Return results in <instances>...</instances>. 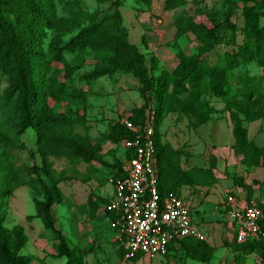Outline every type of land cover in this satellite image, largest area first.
Listing matches in <instances>:
<instances>
[{"label":"trees","instance_id":"trees-1","mask_svg":"<svg viewBox=\"0 0 264 264\" xmlns=\"http://www.w3.org/2000/svg\"><path fill=\"white\" fill-rule=\"evenodd\" d=\"M96 1L99 5L112 4L108 11L98 9L92 13L71 8L69 16L59 17L53 0H0V73L9 81V87L0 97V148L26 150L23 138L32 130L36 133L43 162L42 167L27 169L29 176L26 177L13 166H3L0 160V264H30L21 255L28 239L24 229L5 227L6 200L21 186H28L43 197L34 200L36 216L60 242L56 248L58 256L65 258L66 264H84L83 254L78 255L55 226L53 210L62 199L57 186L66 178L56 177L51 158L68 157L86 164L97 161L104 141L122 144L137 137L125 120L141 133L148 125L153 128L162 199L181 195L184 187L210 188L218 183L216 155L209 156V167L184 169L183 151L162 140V127L169 114L194 119L196 126L210 121L215 109L204 101L207 94L221 100L223 111L229 113L234 123L233 148L240 151V162L246 171L264 168V146H258L249 138L245 126V123L264 118V22L261 23L257 15L252 12L248 15L250 23L246 27L244 43L225 52L215 64L207 57L219 41L213 21L198 22L193 17L181 16L174 24L175 43L191 34L200 42V48L196 54L178 50V65L170 72L160 68L157 56L148 60L139 47L130 42L119 0ZM134 1L150 5L154 0ZM183 2L165 0V10L171 11ZM50 31L53 37L47 43ZM67 55L72 57V65L66 59ZM89 59L95 62V67L85 75L88 82L113 78L119 73L132 75L139 81L143 99V104L132 109L127 119L112 125L109 133L98 140L80 132L81 128H86L85 115L71 110L56 113L52 104L63 96H86L65 83H58L53 67L63 64L71 76ZM250 66L261 69L263 76L252 75ZM234 80L236 87L232 86ZM132 154L127 151L125 157L130 158ZM110 167L112 177L122 175V161L117 160ZM257 184L264 188V180L261 183L254 181V185ZM234 185L248 192L250 203L254 197L253 185H248L244 177L235 178ZM89 205L91 213L96 215L100 205L92 199ZM261 206L260 226L264 233V204ZM224 245L232 249L237 264L252 254H261L264 258L263 235L244 244L234 238L232 242L225 241ZM181 249L187 258L204 264H210L217 251L206 241L193 238L182 240ZM120 253L123 258L125 251ZM139 259L140 255L136 261Z\"/></svg>","mask_w":264,"mask_h":264},{"label":"rangeland","instance_id":"rangeland-1","mask_svg":"<svg viewBox=\"0 0 264 264\" xmlns=\"http://www.w3.org/2000/svg\"><path fill=\"white\" fill-rule=\"evenodd\" d=\"M119 1L123 25L127 29L130 42L139 47L148 60L152 56H157L160 68L170 72L178 65L176 56L178 50L186 54H196L200 48V42L191 34L175 43L174 24L181 16L193 17L198 22L213 21L219 36L215 49L207 55L213 64L217 63L225 52L232 51L244 43L246 27L250 23L249 13L252 12L258 16L261 23L264 22L262 16L264 0H184L171 11L165 10V0H154L150 5L139 4L134 0ZM53 3L59 17L69 16L71 8L92 13L98 9L108 11L112 4L110 2L99 5L96 0H53ZM71 3L76 6L72 7ZM49 33L47 43L53 37V33L51 31ZM66 59L73 64L71 56L67 55ZM94 67L95 62L89 59L82 68H76L69 76L63 64L55 65L52 72L57 76L58 83H65L79 93H86V96L84 98L63 96L60 101L52 104L56 113L71 110L85 115L86 128H81L80 132L93 140H98L109 133L112 125L127 119L132 109L143 104V99L139 93V81L132 75L119 73L113 78L104 77L88 82L85 75ZM250 71L252 75L263 76L262 70L255 66H250ZM236 83L234 80L232 86L236 87ZM8 87L7 77L0 73V97H3ZM204 101L215 109L207 124L196 126L194 119L169 114L162 127V140L183 151L184 169L209 167V156L211 154L217 156L218 183L209 188L206 194L199 191L190 192V198L197 195L198 199L194 202L188 201L190 207L196 202H204L203 206L192 209V218L197 223H203V229L211 235L214 228L224 225L220 203H223L227 192H232V189L237 187L234 190L235 196L241 204L244 203L245 193L238 189V186H234V179L244 177L246 183L253 184L254 179H250L256 174L254 169L246 171L240 162V151L233 148L234 123L229 113L223 111V102L210 94L204 97ZM245 126L248 128L249 138L258 146H264V118L253 123H245ZM23 139L27 146L26 150L0 148V160L3 166H13L28 177L26 170L34 166L42 167L43 162L36 133L29 130ZM125 153L126 149L121 144L104 141L98 160L91 164L80 160L71 161L68 157L51 158L56 177L66 178L57 186L62 199L53 210L55 226L65 236L70 246L78 251V255L83 254L84 264H120L122 261L121 246L115 238L116 229L104 213L103 200L106 199L101 195L104 194V188L108 183V173L112 169L110 166L117 160L124 159ZM44 178L46 179L45 176ZM255 186L257 197L264 195V190L262 191L258 185ZM106 190L109 194L110 188ZM202 196L209 197L204 200L200 199ZM35 198L43 199L28 186L17 188L6 200L5 227L12 229L20 226L24 229L28 239L21 255L25 256L30 264H66V259L60 258L56 251L60 242L36 216ZM90 199L100 205L96 215L91 213ZM226 219L231 218L229 216ZM219 220L222 223H218ZM233 254L230 251L228 257L222 259V263L237 264ZM240 264H264V258L261 254H252L246 256L244 262Z\"/></svg>","mask_w":264,"mask_h":264},{"label":"built area","instance_id":"built-area-1","mask_svg":"<svg viewBox=\"0 0 264 264\" xmlns=\"http://www.w3.org/2000/svg\"><path fill=\"white\" fill-rule=\"evenodd\" d=\"M124 122L137 137L121 144L126 152L133 154L130 158L124 157L122 175L110 178L114 195L106 206V212L113 215L111 222L116 229V238L126 247L120 264H135L141 254L152 258L166 256L172 243L187 238L204 241L206 237L193 224L185 199L180 195L160 197L152 126L148 125L141 133L128 120ZM227 207L230 218L237 223L239 244L264 236L260 226L263 209L258 203L244 201L241 204L234 194H229Z\"/></svg>","mask_w":264,"mask_h":264},{"label":"crops","instance_id":"crops-1","mask_svg":"<svg viewBox=\"0 0 264 264\" xmlns=\"http://www.w3.org/2000/svg\"><path fill=\"white\" fill-rule=\"evenodd\" d=\"M120 161H123V159H121ZM255 171V176L254 178L250 179L253 180V184H248V185H253V189H254V197L252 199V201H255L256 203H258V205L260 207H262L261 205L264 204V195H261V197H257L256 193H257V187L254 185V181L259 182L258 180H264V168L260 167V168H253ZM252 170V169H251ZM249 170V171H251ZM247 171V172H249ZM110 178H112V176L110 175V173H108V183L106 184L105 188H104V194L101 195L102 198H105L106 200L103 202L105 203L104 206V213L105 215L108 216V219L110 221H112L113 219V215L111 213L106 212V206L112 201L113 199V195H114V186L113 184L110 182ZM218 178V177H217ZM251 178V177H250ZM258 187L263 191L264 188L260 187L259 184H257ZM235 186V185H234ZM110 188V193L107 194V188ZM214 187V186H213ZM212 188V187H210ZM188 190V193H186V190ZM237 189V187H234V189H232V192H227L225 195V199L223 201V203H220L222 205V210L221 212L222 214V218L224 221V225H222V227H220V225L217 228H214L212 230V234H207L205 232V230L203 229V223H197L195 222V220L192 218V209H197L201 206H203V201L201 202H196L195 204H193L192 207H190V211H191V219L193 221V224L197 226V228L205 235L206 239L204 241H206L207 243H209L211 246L216 247L217 251L215 252L212 261L210 264H223L222 263V259H226L232 251L231 248L225 247L224 242H232L234 240V238H236V230H237V223H235L234 221H232V219L227 220L226 217H229V209L227 207V198L229 194H234V190ZM243 190V192L245 193V199L244 201H248V192L242 188H239ZM209 190V187H184L181 190V197L185 199V201L188 203V201H196L197 195L195 197L190 198L189 194L190 192H197L199 191L200 193L203 192V194H206ZM264 192V191H263ZM209 197V196H208ZM208 197L204 198L203 196L200 197V199H207ZM98 203V202H97ZM99 204V203H98ZM218 223H222L220 220L218 221ZM234 236V237H233ZM116 238V235H115ZM187 239H192V238H187ZM196 239V238H193ZM199 240V239H197ZM116 241L120 244L121 246V250L125 251L126 254V247L124 245H122L116 238ZM182 241V240H181ZM181 241L176 242V243H172L170 245L169 248V253L166 256H157V257H149L146 255L141 254L140 255V259L138 261H135V264H140L143 263L144 264H204V263H200V262H196L194 260H191L189 258L186 257L185 252L181 249ZM224 251V252H223ZM121 252V251H120ZM223 252V253H222ZM222 253V254H221ZM124 254V257H125ZM234 255V254H233ZM235 256V255H234ZM124 257L122 258V260L124 259ZM183 259L182 261L180 259Z\"/></svg>","mask_w":264,"mask_h":264}]
</instances>
